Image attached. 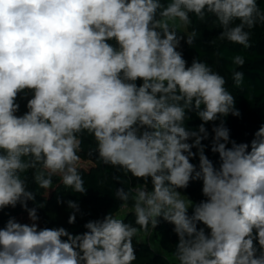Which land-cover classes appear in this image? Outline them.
<instances>
[{
	"label": "clouds",
	"instance_id": "obj_1",
	"mask_svg": "<svg viewBox=\"0 0 264 264\" xmlns=\"http://www.w3.org/2000/svg\"><path fill=\"white\" fill-rule=\"evenodd\" d=\"M193 18H214L218 40L247 49L264 7L0 0V264H134L136 245L162 221L177 238L171 254L160 250L168 264H264V123L250 141L232 138L227 118L241 112L228 81L180 50L198 37ZM231 63L233 87L242 89L236 68L245 58ZM85 137L93 141L86 157ZM99 165L119 173L116 210L79 233L41 226L40 191L49 197L62 186L83 196L84 172ZM128 179L135 183L125 187ZM194 182L198 201L186 193ZM56 202L69 225L82 218L78 200ZM17 206L26 219L5 212Z\"/></svg>",
	"mask_w": 264,
	"mask_h": 264
},
{
	"label": "trees",
	"instance_id": "obj_2",
	"mask_svg": "<svg viewBox=\"0 0 264 264\" xmlns=\"http://www.w3.org/2000/svg\"><path fill=\"white\" fill-rule=\"evenodd\" d=\"M258 2L261 4V7H264V0H258ZM193 27L198 31V37L194 45L190 47L184 41H181L180 50H182L189 64L194 57L198 56L201 60H205L212 65L214 70L219 71L221 75L225 76L228 81L227 86L233 95L237 97L236 107L241 112L240 117L230 115L226 121L227 126L231 129L232 138L236 139L237 142L250 141L253 132L261 123H264V26H257L253 30L252 46L247 49H244L240 45L218 40L217 36L219 35L220 29H218L214 18H210L207 24H201L193 18ZM237 54L243 55L245 58L244 66L242 68H236L237 71H243L245 74L242 89L234 88L231 79L232 69L234 67L231 63V57ZM190 123L195 125L199 124L200 121L194 117ZM92 145L93 141L91 137H85L83 139V151L81 155L86 157L87 150ZM209 155L211 157V153ZM118 174L115 169L107 168L104 165L97 167L88 166V171L84 172L86 186L88 187L87 193L81 196L67 189L65 195L62 196L64 200H78L81 213H83L82 218L78 214L76 223L69 225L67 223L69 212L66 205L62 204L66 212L65 222L59 223L51 219L45 214L44 209H42L39 210L41 226H45V222H47L46 226L48 227L63 226L71 232L79 233L85 230L83 224L87 220L99 218L110 210L115 211L119 202L114 198V192L115 188L120 187V185L112 177ZM129 183L134 184L135 180L128 179L125 187ZM200 187L199 182H194L186 190V193L191 199L198 201L202 199ZM57 188L51 192L49 197L41 190L37 200L39 201L41 199L46 204H51ZM31 206L32 204L29 202V207ZM5 212H10L16 217L18 214H26L19 206L15 209H6ZM6 219V215L0 214V226H2ZM126 219L131 221L133 217L128 215ZM156 230L163 232L169 245L174 248L177 238L172 232V226L162 221ZM137 249L143 252L148 251V248L143 244H139Z\"/></svg>",
	"mask_w": 264,
	"mask_h": 264
},
{
	"label": "rangeland",
	"instance_id": "obj_3",
	"mask_svg": "<svg viewBox=\"0 0 264 264\" xmlns=\"http://www.w3.org/2000/svg\"><path fill=\"white\" fill-rule=\"evenodd\" d=\"M21 108L23 110V102H21ZM66 192L67 189H64L62 186L58 187L52 203L49 205L45 203V214L59 223L65 222L66 212L62 204H57L56 197L60 195L64 196ZM17 218L26 219V214H18ZM134 244H136V241H134ZM139 244H143L145 247H147L148 251L143 252L140 249H137ZM139 244L136 245L137 261H135L134 264H168V260L160 250L163 249L169 254H171L174 250V248L171 247L167 242L163 232L158 230L154 231L150 237H145Z\"/></svg>",
	"mask_w": 264,
	"mask_h": 264
}]
</instances>
